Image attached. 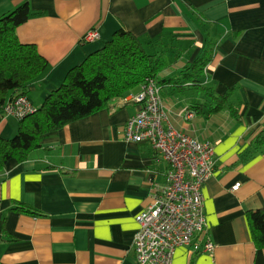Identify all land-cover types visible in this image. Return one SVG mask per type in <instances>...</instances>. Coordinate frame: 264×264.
<instances>
[{
  "label": "crops",
  "instance_id": "0c3cea01",
  "mask_svg": "<svg viewBox=\"0 0 264 264\" xmlns=\"http://www.w3.org/2000/svg\"><path fill=\"white\" fill-rule=\"evenodd\" d=\"M25 2L36 15L15 34L47 62L27 87L35 108L118 30L164 52L165 125L210 141L215 160L202 188L214 250L178 246L171 264H264L246 217L264 208V150L252 145L264 125V0H0V16ZM91 30L99 38L84 41ZM204 55L200 85L184 83L182 72ZM225 94L216 108L213 96ZM120 100L45 135L26 161L0 171V264H137L135 216L166 185L169 166L148 142L125 139L139 106ZM17 128L0 115L2 138ZM16 203L34 213L11 211Z\"/></svg>",
  "mask_w": 264,
  "mask_h": 264
},
{
  "label": "trees",
  "instance_id": "16d2710c",
  "mask_svg": "<svg viewBox=\"0 0 264 264\" xmlns=\"http://www.w3.org/2000/svg\"><path fill=\"white\" fill-rule=\"evenodd\" d=\"M34 15L25 2L0 16V115L8 101L26 96L27 87L47 68L35 46L20 43L15 34L16 27ZM150 44L118 30L100 49L70 69L62 84L32 114L18 120L13 137L0 136V171L10 161H26L41 147L45 135L104 109L114 99L137 93L148 79L157 84L171 81L157 79L167 63L164 52L153 53ZM208 61L204 55L188 65L182 72L183 82L200 85ZM227 97L213 96L216 108L222 107ZM252 145L264 150V125ZM10 210L34 213L21 203ZM246 217L254 247L264 249V208L249 211Z\"/></svg>",
  "mask_w": 264,
  "mask_h": 264
},
{
  "label": "built area",
  "instance_id": "2783aa9c",
  "mask_svg": "<svg viewBox=\"0 0 264 264\" xmlns=\"http://www.w3.org/2000/svg\"><path fill=\"white\" fill-rule=\"evenodd\" d=\"M98 38V32L91 30L83 40L91 42ZM119 99L122 103L139 106L137 113L125 124V139L148 142L169 166L166 185L156 191L151 205L135 216L138 230L132 250L136 263L171 264L178 246L189 247L196 253L212 254L214 244L204 236L202 195L204 183L214 172L212 143L165 125L160 88L152 79H148L137 93ZM35 110L23 95L8 101L3 115L20 120ZM239 187L236 183L231 190L237 191Z\"/></svg>",
  "mask_w": 264,
  "mask_h": 264
},
{
  "label": "rangeland",
  "instance_id": "374dc122",
  "mask_svg": "<svg viewBox=\"0 0 264 264\" xmlns=\"http://www.w3.org/2000/svg\"><path fill=\"white\" fill-rule=\"evenodd\" d=\"M17 132H15L11 137H13Z\"/></svg>",
  "mask_w": 264,
  "mask_h": 264
}]
</instances>
